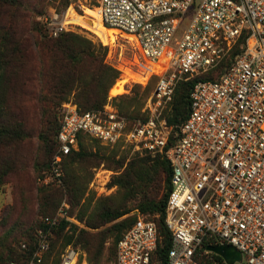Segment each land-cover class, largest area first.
<instances>
[{"label": "built area", "instance_id": "obj_1", "mask_svg": "<svg viewBox=\"0 0 264 264\" xmlns=\"http://www.w3.org/2000/svg\"><path fill=\"white\" fill-rule=\"evenodd\" d=\"M74 1L62 10L51 5L44 14L52 37L79 26L68 20L70 10L84 12ZM97 3L102 25L130 39L140 62L162 68L145 106L148 118L131 126L112 105V97L97 111L80 112L73 102L64 103L59 148L38 181L63 184L64 159L78 151L81 134L161 155L172 167L165 216L172 235L167 264H202L198 257L205 248L213 253L208 247L226 244L242 254V263L264 264V0ZM239 43L240 53L219 79L194 85L186 121L169 125L163 112L173 102L177 83L214 69ZM68 208L64 201L54 217L44 218L49 229L38 230L31 264H42L49 251L50 227L62 217L72 220ZM160 239L156 222L139 216L118 241L114 264H160L152 262ZM81 256L69 245L58 264H79Z\"/></svg>", "mask_w": 264, "mask_h": 264}, {"label": "rangeland", "instance_id": "obj_2", "mask_svg": "<svg viewBox=\"0 0 264 264\" xmlns=\"http://www.w3.org/2000/svg\"><path fill=\"white\" fill-rule=\"evenodd\" d=\"M67 2L71 3V0H23L24 5L21 10L24 11L25 16H20L18 19L15 17V19L19 20L18 32L28 45L30 62H36L37 65L42 62L43 57L46 60L50 59L45 45L46 40L51 38L44 37L47 33L41 24V18L51 5L65 7ZM74 2L79 11L82 8L85 10L82 15L90 16L92 19L86 17L73 19L80 26L76 27L72 33L83 36L97 48L102 46L107 49L104 57L105 64L121 73L108 94V98L112 97V105L131 126L146 120L148 113L144 112L145 106L159 78V73H155L156 71L152 73L155 70V65L148 66V63L139 61V52L130 39L120 35L117 31L98 25L99 18L96 16L98 12L94 8L97 5V0H75ZM1 13L0 22H6L12 17V14ZM26 17H29V22L38 23L43 34L32 31L30 23L24 27L23 19ZM47 32L50 35L48 30ZM40 51H44V56ZM100 55L104 56L103 51H100ZM26 68L28 71L26 81L28 79L30 81L23 89L18 90V87L15 86L13 90L16 93L13 92L11 100L15 115L24 125V133L18 139L0 147V264H9L16 258L18 256L15 251L16 247H19L20 243L27 240L28 236L34 232V227L39 223L41 217L54 212L64 201L71 207L73 217H71L70 223L80 229L90 231L95 235L94 239L105 240L106 252L99 264H114V255H109L107 252L109 248L114 249L116 236L119 233L113 229V225L137 215L140 211L136 209L134 203H129L128 209H132V211L119 220L97 229L89 228V223L97 224L100 220L98 216L102 210L123 204L118 186L111 185L113 178L124 173L131 162H137L145 154L135 151L133 147L124 142L107 145L92 137H84L82 139L83 146L81 147L79 144L78 151H76V153L83 152L84 157L76 158L74 163H68L65 168L66 176L70 169L77 173L80 184L85 189L79 204L71 199L74 194L72 197L69 195L64 182L61 189H58L57 192L54 190L52 195L47 192L49 190L42 189L38 183L37 174L50 162L56 133H53L52 141L47 146L42 143L41 134L52 123L57 122L62 104L54 107L51 103H47L44 100L46 93L42 92L39 80L28 67ZM151 69L148 78L150 75L152 77L147 85V80L142 83L139 79H131L128 84H125V81L129 80L131 76H140ZM222 71H224L223 67L217 68L210 76L216 77ZM180 82L177 83L175 92ZM144 84L146 87L143 86ZM124 86L125 91L122 94H116L121 92ZM47 97L53 98V95L49 94ZM72 99L73 96L68 102H73ZM171 110L172 106H167L164 109L163 117L167 118ZM52 146L53 148H51ZM45 193H49L48 201L44 203L46 205L43 204ZM61 243L62 239L56 240L54 250L45 264H55L61 258ZM76 249L82 255L79 264H90L87 254L80 248Z\"/></svg>", "mask_w": 264, "mask_h": 264}, {"label": "trees", "instance_id": "obj_3", "mask_svg": "<svg viewBox=\"0 0 264 264\" xmlns=\"http://www.w3.org/2000/svg\"><path fill=\"white\" fill-rule=\"evenodd\" d=\"M23 5V0H0V13L12 14L10 20L0 22V147L18 139L24 133V125L19 122V118L15 115L11 100L12 95L16 93L13 88L17 86L18 90L23 89L27 82L30 81L29 79L26 81V73H28L26 67L39 80L42 92L46 93L44 100L47 103H51L54 107H57L59 104L63 105L70 101V97L73 96L72 100L80 112L103 109L108 102L110 89L121 74L117 69L105 64L104 57L107 49L102 46L97 48L91 41L72 32H65L59 37L53 38L47 32V28L43 23V17L41 18V24L47 33L46 35L44 32V37L48 36L51 38L50 40H46L45 45L50 59L46 60L43 57L42 62L37 65L36 62H30L28 45L18 32L19 20L17 19L20 16H25L24 11L21 10ZM68 5L69 2L66 3L65 7L59 6V10L65 9ZM28 18L23 19L24 27L27 23H30L32 31L43 34L38 23H31L28 21ZM244 38L240 43L243 42ZM240 43L214 69L192 80L181 81L178 84L174 101L170 104L172 110L167 115V118L164 116L169 125L181 124L186 121L190 113V96L194 85L200 80L219 79L231 65L233 59L240 53ZM100 51H103L104 56L100 55ZM40 52L44 56V51ZM220 67L224 68L221 74L216 77L210 76L214 70ZM49 94H52L53 98H48L47 95ZM59 129L58 114L57 122L52 123L41 134L42 143L46 146L50 144L52 141L51 136L54 132L57 136ZM56 136L50 162L38 172L37 179L43 176L44 172L51 167L54 155L59 148ZM84 137L89 136L86 134L79 136L81 147L83 146L82 139ZM83 157V152H72L67 155L63 163L64 172L68 163H74L76 158ZM9 168L11 169L12 165ZM171 178L172 167L168 159L161 155L153 156L150 154H145L137 162H131L124 173L113 178L111 185L118 186L122 194L123 204L115 208L102 210L98 216L100 218L99 222L97 224L89 223V228L97 229L129 214L132 211V209H128L129 203H134L136 209L140 211V215L128 217V219L113 225V229L119 233L116 236L114 249L109 248L107 252L109 255L113 254L115 260L118 241L132 228L139 216H143L156 222L161 237L158 248L152 256V262H160V264L168 263L172 235L165 224V216L168 197L172 189ZM63 182L69 195L72 197V194H74L71 199L74 202L77 201L79 204V200L84 194L85 189L80 184L77 173L73 169H70L69 174L67 173V176L66 174L64 175ZM38 183L42 189L49 190L47 192L51 193V195L54 190L57 192L63 185L57 183L45 185L39 181ZM49 193H45L43 204L48 201ZM59 206L54 212L47 213L41 217L39 223L34 227V232L28 236L27 240H23L19 247H16L18 251H15L18 256L9 262V264H29L33 260L39 245L37 232L41 229L46 232L49 229L44 224V218L54 217L61 207ZM67 216L73 217L70 205L67 209ZM50 229L53 232L52 237H50V249L45 253L42 264H45L46 260H48L47 258L53 252L56 240L60 239H62V252L69 245H72L74 248H80L87 254L90 264H99L104 257L106 252L105 240L99 241L94 239L95 235L93 233L73 225L69 219L62 217L58 221V224L50 227ZM205 249L203 250V255L198 257V260L202 264H226L222 257L214 253H206ZM60 260L59 258L56 263H59Z\"/></svg>", "mask_w": 264, "mask_h": 264}, {"label": "water", "instance_id": "obj_4", "mask_svg": "<svg viewBox=\"0 0 264 264\" xmlns=\"http://www.w3.org/2000/svg\"><path fill=\"white\" fill-rule=\"evenodd\" d=\"M208 250L222 257L227 264L242 263V254L232 245L210 246Z\"/></svg>", "mask_w": 264, "mask_h": 264}, {"label": "bare ground", "instance_id": "obj_5", "mask_svg": "<svg viewBox=\"0 0 264 264\" xmlns=\"http://www.w3.org/2000/svg\"><path fill=\"white\" fill-rule=\"evenodd\" d=\"M85 9H86V8H85ZM97 12H98V13L96 14V16L99 18L98 25H100L101 27H104V26L102 25V23H101V20H100V14H99V11L97 10ZM84 13H85V10H84ZM76 17H86V18H88V19H92V17H90V16H87V15H85V14H84V15L77 14V12L70 10V12H69V14H68V20H69L71 23H74V24L77 25V22L73 20V19H75ZM79 26H80V25H79ZM104 28H106V27H104ZM106 29H109V28H106ZM109 30H113V29H109ZM113 31H116V30H113ZM117 32H118V31H117ZM151 71H152V69H151L150 71H147V73H143V74L140 75V76H139V75L131 76V78H130L129 80L125 81V84H128L129 81H130L131 79H139V81H141L142 83H144V82L148 79V75L151 73ZM154 71L160 73V72H162V68L156 64V65H155V70H153L152 73H153ZM124 88H125V86L123 87V89H122L121 92L116 93V94H122V92L125 91ZM116 94H115V95H116ZM115 95H113V96H115Z\"/></svg>", "mask_w": 264, "mask_h": 264}, {"label": "crops", "instance_id": "obj_6", "mask_svg": "<svg viewBox=\"0 0 264 264\" xmlns=\"http://www.w3.org/2000/svg\"><path fill=\"white\" fill-rule=\"evenodd\" d=\"M155 73H158V72H155Z\"/></svg>", "mask_w": 264, "mask_h": 264}]
</instances>
